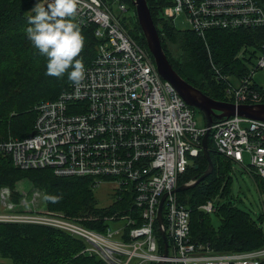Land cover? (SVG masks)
<instances>
[{
	"label": "built area",
	"instance_id": "1",
	"mask_svg": "<svg viewBox=\"0 0 264 264\" xmlns=\"http://www.w3.org/2000/svg\"><path fill=\"white\" fill-rule=\"evenodd\" d=\"M101 1L78 0L75 22L85 29L92 25L98 41L96 54L84 66L82 86L71 82L57 96L38 101L32 134L0 138V153L18 169L50 168L58 176H84L94 188L112 185L111 204L116 210L104 217L107 225L102 231L45 207L40 212L4 213L15 203L9 199V189L2 186L0 220L58 227L82 237L87 245L84 250L106 264L161 260L165 264H258L264 259V246L221 252L191 239V208L180 203L172 190L180 185L178 177L190 164L188 158L203 152L201 136L207 127L197 125L193 108L162 79L148 50L124 33L120 20ZM116 6L121 12L127 9L118 2ZM180 14L188 30L203 42L209 30L264 28V7L255 0H170L162 12L172 21ZM263 67L264 43L250 62L249 73L236 77L237 85L231 83V75L219 74L227 83L230 102H259L264 86L256 84L260 89H253L256 82L251 75ZM208 132L214 151L249 166L247 170L261 178L264 189V121L239 114L212 117ZM246 155L249 164L244 163ZM36 190V195H42ZM164 193L160 216L167 253L162 256L156 213ZM212 200H205L199 208L215 211ZM121 219L118 228L108 224Z\"/></svg>",
	"mask_w": 264,
	"mask_h": 264
},
{
	"label": "trees",
	"instance_id": "2",
	"mask_svg": "<svg viewBox=\"0 0 264 264\" xmlns=\"http://www.w3.org/2000/svg\"><path fill=\"white\" fill-rule=\"evenodd\" d=\"M102 1L111 3L113 0ZM117 1L134 13L130 0ZM145 1L164 55L174 71L204 95L216 100H232L225 92L227 83L220 75L229 74L236 79L249 73L250 62L262 49L264 28L209 30L203 42L195 32L175 30L173 21L162 16L170 0ZM255 1L264 7V0ZM40 2L47 7L45 0H0V138L10 135L21 138L31 134L36 103L57 96L71 83L67 73L62 78L48 76L47 58L27 39V18L35 15L32 9ZM133 13L120 20L121 28L147 50ZM93 28L92 25L87 29L80 28L84 48L78 59H82L84 66L96 54L98 41L92 34ZM211 60L217 74L211 67ZM252 85L253 89L259 86L256 83ZM256 101L264 102V94ZM207 138L213 170L195 185L176 191L179 202L191 208V239L206 242L214 251L221 252L264 246V226L244 208L233 204L230 198L221 203L217 201L229 194L231 177L226 167L231 166V159L218 155L209 134ZM207 166L204 153L199 152L178 177L179 184L189 178L196 179ZM251 170V176L259 180L263 189V181ZM25 178L33 188L41 190L46 210L62 212L86 228L102 231L107 225L104 217L116 210V205L112 204L107 208L98 207L99 198L90 180L84 176H58L50 168L43 167L18 169L9 157L0 153V189L7 187L9 199L15 204H20L19 198L22 197L15 188L16 182ZM45 196H59L61 199L52 203ZM214 198L217 201L214 212L220 218L215 228L211 226L205 210L199 208L202 202ZM259 218L263 219V216L259 214ZM85 246L86 241L82 237L55 226L0 220V257H7L11 264H106L99 257L88 254ZM258 264H264V259Z\"/></svg>",
	"mask_w": 264,
	"mask_h": 264
},
{
	"label": "water",
	"instance_id": "3",
	"mask_svg": "<svg viewBox=\"0 0 264 264\" xmlns=\"http://www.w3.org/2000/svg\"><path fill=\"white\" fill-rule=\"evenodd\" d=\"M131 5L134 8V18L138 25L139 32L143 35V41L145 46L147 47L148 54L151 59L154 61L155 70L159 72L162 76V79L169 82L174 86L177 94L188 103L192 108H199L204 115V124L207 129L202 134V144L201 151H203L205 155V159L207 161V168L204 169L200 175L192 180H188L185 183L180 185H176L174 191H183L188 187L195 185L202 179L203 176H206L213 170V164L210 161V154L207 151V142H208V131L211 125L212 117L221 118L224 116H232V115H243L245 118H256L257 120L264 121V102H251V103H243L238 102L234 104L230 102V100H216V98L208 97L200 91L198 87H194L190 85L188 81H186L182 77L174 71V68L171 66L168 59H166L164 55V51L160 45L159 34L156 32L155 24L150 17V10L146 5L145 0H130ZM32 134V132H31ZM165 193L161 196V200L158 202V211L156 213V220L158 222V233L161 237L163 251L161 255H165L167 253L166 247V233H164L162 227L161 220V201L164 198ZM154 264H165L164 260L158 261Z\"/></svg>",
	"mask_w": 264,
	"mask_h": 264
},
{
	"label": "rangeland",
	"instance_id": "4",
	"mask_svg": "<svg viewBox=\"0 0 264 264\" xmlns=\"http://www.w3.org/2000/svg\"><path fill=\"white\" fill-rule=\"evenodd\" d=\"M101 2L105 5V7H108L111 10L112 15L118 18V20L126 18L128 15L133 13L131 8H127L125 12L119 11L118 7L116 6L118 2L117 0H113L111 3L109 1ZM173 27L177 31L188 30V23L180 14L179 16L175 17V20L173 21ZM240 52L241 51L238 53ZM253 60H255V58H253L252 61ZM229 79L231 83L237 85L235 76L229 77ZM251 80L260 86H264V67L255 69L254 73L251 75ZM193 111L194 119L197 125L204 124L203 112L199 108H193ZM242 124L246 126V124ZM188 160L192 164V158L189 157ZM244 163L249 164L247 161V155L244 156ZM230 164L231 166L226 167V172H228L229 176L231 177L229 183V194L228 196L218 198L217 201L221 203L230 198L233 204L238 205L240 208H244L254 220L256 219L261 226H264V189L259 186V180H255V178L251 176V173L247 170L249 166L245 167L242 164L231 161ZM188 180L193 181L192 178H189ZM111 187L112 185H108L106 183L94 188V193L99 198V203L104 205L106 204V206L111 204L113 197V195H111ZM15 188L20 194H22V197L19 198L21 204H14L11 211H4V213L26 214L27 211L40 212L44 210V199L42 198V195L39 196L35 194L37 191L36 188H33L26 178L16 182ZM217 201L214 198V200H212V204L216 206ZM259 214L263 216V219L259 218ZM206 215L210 219L212 224L211 226L215 228L217 224H219L220 218H218L214 211L206 212ZM122 222L123 220L121 219L115 223L108 221V224L114 229L120 227ZM7 264L9 263L7 262Z\"/></svg>",
	"mask_w": 264,
	"mask_h": 264
},
{
	"label": "clouds",
	"instance_id": "5",
	"mask_svg": "<svg viewBox=\"0 0 264 264\" xmlns=\"http://www.w3.org/2000/svg\"><path fill=\"white\" fill-rule=\"evenodd\" d=\"M37 3L32 9L35 15L27 18V39L47 58L48 76L62 78L65 73L77 88L85 79V67L78 59L84 48V36L75 22L78 0H47ZM72 69L70 72L69 69ZM45 199L57 203L61 197L45 196Z\"/></svg>",
	"mask_w": 264,
	"mask_h": 264
},
{
	"label": "crops",
	"instance_id": "6",
	"mask_svg": "<svg viewBox=\"0 0 264 264\" xmlns=\"http://www.w3.org/2000/svg\"><path fill=\"white\" fill-rule=\"evenodd\" d=\"M7 262L11 264L10 260H8L7 257H0V264H7Z\"/></svg>",
	"mask_w": 264,
	"mask_h": 264
}]
</instances>
